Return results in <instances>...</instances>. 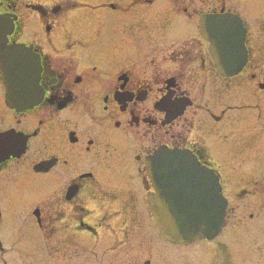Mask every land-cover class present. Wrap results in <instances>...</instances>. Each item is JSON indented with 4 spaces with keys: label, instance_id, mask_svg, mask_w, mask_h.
I'll return each instance as SVG.
<instances>
[{
    "label": "flooded vegetation",
    "instance_id": "af4514ba",
    "mask_svg": "<svg viewBox=\"0 0 264 264\" xmlns=\"http://www.w3.org/2000/svg\"><path fill=\"white\" fill-rule=\"evenodd\" d=\"M218 14L245 30L246 61L231 77L201 35L203 18ZM0 20L7 45L38 57L41 95L12 109L0 75V136L18 153L0 160L1 233H33L50 264L184 258L194 244L166 243L150 226L149 161L160 148L218 173L223 228L235 203H264L263 180L236 190L221 174L264 176V0H0ZM18 245L0 240V256Z\"/></svg>",
    "mask_w": 264,
    "mask_h": 264
},
{
    "label": "water",
    "instance_id": "95a60500",
    "mask_svg": "<svg viewBox=\"0 0 264 264\" xmlns=\"http://www.w3.org/2000/svg\"><path fill=\"white\" fill-rule=\"evenodd\" d=\"M1 21V20H0ZM201 35L210 44V52L216 69L222 76L238 74L245 64V30L241 21L233 15L218 14L206 16L201 22ZM0 41L6 42L5 33H0ZM0 57V73L5 89V103L15 110L33 108L40 100L37 87L39 61L36 54L24 45L3 43ZM7 134L0 136V160L15 156L16 146ZM24 149L22 143L21 150ZM170 153L191 158L212 180L213 200L210 213L193 224L187 220L190 204L203 195L199 187H194L179 165L168 163ZM160 163L159 171L154 168ZM148 175L152 179L154 193L146 201L152 214L150 226L158 231L160 239L175 245L192 244L195 241L214 239L221 230L227 206L222 197L218 176L212 170L201 166L194 155L185 150L158 149L150 158ZM179 219L183 226H176Z\"/></svg>",
    "mask_w": 264,
    "mask_h": 264
},
{
    "label": "rangeland",
    "instance_id": "374dc122",
    "mask_svg": "<svg viewBox=\"0 0 264 264\" xmlns=\"http://www.w3.org/2000/svg\"><path fill=\"white\" fill-rule=\"evenodd\" d=\"M258 162L262 163V161ZM234 163L243 165L253 163V161L240 158L237 161L235 159ZM247 170L248 168H244V171L222 172L221 174L229 185L235 183L233 186H239L232 187L236 190L253 179H261L264 182L262 173ZM257 195L264 198V191ZM22 196L18 202L29 201L33 196V190L28 188ZM235 204H239L242 208H238L235 215L230 217L216 239L212 242H197L193 246L182 248L185 255L182 259L170 250L167 264H264V203L238 202ZM21 208L18 207V209ZM249 215L253 218L250 219ZM25 228L23 226V229ZM32 234L27 235L24 230L21 236H16L15 233H1L0 231V240L4 244H20L9 250L10 252H8V247H5L7 252L0 256V264H50L49 258L43 252L32 248L31 245L36 243L34 234ZM89 259V264H98L93 256Z\"/></svg>",
    "mask_w": 264,
    "mask_h": 264
},
{
    "label": "snow or ice",
    "instance_id": "6c2138e0",
    "mask_svg": "<svg viewBox=\"0 0 264 264\" xmlns=\"http://www.w3.org/2000/svg\"><path fill=\"white\" fill-rule=\"evenodd\" d=\"M3 32V25H0V33ZM3 43L0 41V57L3 55ZM170 165H179L186 173V177L192 183L194 187H199L203 191V195L194 200L187 211V220L189 223H197L206 214L211 211V204L213 200L212 191V180L209 175L203 173L199 166L191 158L184 157L183 155H178L176 153H170L168 160ZM154 168L159 171L160 163L156 162ZM176 226H183L179 219H174Z\"/></svg>",
    "mask_w": 264,
    "mask_h": 264
}]
</instances>
